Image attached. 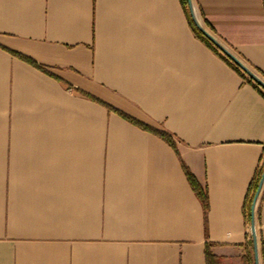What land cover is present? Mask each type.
I'll use <instances>...</instances> for the list:
<instances>
[{"label":"crops","instance_id":"crops-1","mask_svg":"<svg viewBox=\"0 0 264 264\" xmlns=\"http://www.w3.org/2000/svg\"><path fill=\"white\" fill-rule=\"evenodd\" d=\"M192 4L264 74V0ZM262 165L264 95L179 0H0V264H242Z\"/></svg>","mask_w":264,"mask_h":264},{"label":"trees","instance_id":"trees-1","mask_svg":"<svg viewBox=\"0 0 264 264\" xmlns=\"http://www.w3.org/2000/svg\"><path fill=\"white\" fill-rule=\"evenodd\" d=\"M179 1H180L181 5H182L183 12H184V15L186 17L187 23H188L191 31L195 35V37H197L199 40H201L214 53H216L220 58H222L233 70H235L239 74V76H241L243 81L251 84L259 92H261L262 95H264V87H262L258 82H256L252 78H250L240 68V66L236 62H234L229 56L224 54L198 28V26L194 23V21L192 19V16H191V13H190V10H189V6H188V0H179ZM200 25L205 30L209 31L211 34L213 33L212 28L210 27V25L208 24V22L205 19H201ZM216 39L220 42V40L218 38H216ZM225 47L227 49H229V51L234 56H236L241 62H243L249 69H251L255 74H257L261 80H264V74H262V72L259 69H257L251 63H249L240 53H238L231 46H225ZM12 53H14V52H12ZM30 62L33 63L34 65H36L35 62H32L31 60H30ZM120 114L123 117L127 118L128 120L134 122L138 126L144 127V128H148L147 126H144L143 124L139 123L138 121H135L134 119L129 118L125 114H122V113H120ZM151 131H153L155 134L159 135L165 142H167L173 149L176 150L175 142L173 141L172 137L167 132L158 131V130H155V129H151ZM183 169H184V172H185V175L187 177V180H188L189 184L191 185L192 189L194 190L195 194L197 195L198 199L201 202L202 209H203V215L205 217V214H206V211H207V207H208L207 194H206L205 190L200 188V186L198 185V183H197L196 179L194 178V176L191 174V172H189V170L184 165H183ZM262 170H264V165L260 166L256 170L255 175L253 176V178L251 179V181L249 183V186H248V189H247V192H246V195L244 197L243 204H242L244 220H245L246 225H248L249 227H250V223H251V220H252V202H253V198H254L255 192L257 190V187H258V183H259V180H260V177H261V174H262ZM262 194H264V190L260 191V196H259L258 201L256 202V204L254 206V219L255 220L259 219V209H260L259 201L261 199ZM210 247H211V243L206 241L205 242V249H204L206 264H221L220 257H218L217 255L213 254L212 251L210 250ZM243 247H244L245 251H244V254L242 256V264H252L254 258H253V240H252L251 235H249V238L247 239V241H245V243L243 244ZM259 256L261 258V264H264V240H261V239L259 240Z\"/></svg>","mask_w":264,"mask_h":264},{"label":"water","instance_id":"water-1","mask_svg":"<svg viewBox=\"0 0 264 264\" xmlns=\"http://www.w3.org/2000/svg\"><path fill=\"white\" fill-rule=\"evenodd\" d=\"M189 10L192 16L194 23L198 26V28L227 56H229L234 62H236L240 68L253 80L258 82L262 87H264V80H261L257 74H255L251 69H249L243 62H241L236 56H234L221 42H219L215 37H213L209 32H207L198 22V19L195 15L192 0H188ZM262 184H264V170H262V174L258 183L257 190L255 192L253 202H252V220L250 223V235L253 240V258L255 264L258 261V244H257V237H256V227H255V220H254V206L256 200L258 198L259 192L261 190Z\"/></svg>","mask_w":264,"mask_h":264},{"label":"rangeland","instance_id":"rangeland-1","mask_svg":"<svg viewBox=\"0 0 264 264\" xmlns=\"http://www.w3.org/2000/svg\"><path fill=\"white\" fill-rule=\"evenodd\" d=\"M255 227H256V223H255ZM252 264H255L254 259H253V263ZM257 264H261L260 257H259V251H258V261H257Z\"/></svg>","mask_w":264,"mask_h":264},{"label":"built area","instance_id":"built-area-1","mask_svg":"<svg viewBox=\"0 0 264 264\" xmlns=\"http://www.w3.org/2000/svg\"><path fill=\"white\" fill-rule=\"evenodd\" d=\"M247 232L250 234V228L247 229Z\"/></svg>","mask_w":264,"mask_h":264}]
</instances>
